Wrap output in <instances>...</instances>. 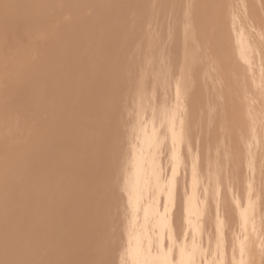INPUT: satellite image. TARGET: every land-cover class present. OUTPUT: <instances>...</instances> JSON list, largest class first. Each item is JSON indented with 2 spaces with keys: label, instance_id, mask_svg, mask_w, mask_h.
Listing matches in <instances>:
<instances>
[{
  "label": "bare ground",
  "instance_id": "1",
  "mask_svg": "<svg viewBox=\"0 0 264 264\" xmlns=\"http://www.w3.org/2000/svg\"><path fill=\"white\" fill-rule=\"evenodd\" d=\"M177 78L209 188L203 244L212 232L213 253L217 205L224 222L222 249L207 260L240 264L243 242L245 264H264V0H0V264H127L131 217L118 194L137 144L132 83L146 82L159 113ZM215 122L224 164L208 157ZM239 154L238 176L222 169ZM160 163L167 169L166 156Z\"/></svg>",
  "mask_w": 264,
  "mask_h": 264
},
{
  "label": "snow or ice",
  "instance_id": "2",
  "mask_svg": "<svg viewBox=\"0 0 264 264\" xmlns=\"http://www.w3.org/2000/svg\"><path fill=\"white\" fill-rule=\"evenodd\" d=\"M145 81H133L135 100L129 117L134 118L132 131L138 132L137 144L128 158V170L119 199L126 204L125 216L130 215L126 242L122 243L123 256L127 264H214L207 260L209 255L218 254L223 245L224 222L219 205L215 214L216 253L211 249L212 232H208L209 247L205 248L206 205L209 188L205 184L200 158L193 153L189 133L186 129L183 108L182 78L176 79L175 96L168 94L167 86L163 96L164 108L158 113L152 108L157 99L155 93L146 94ZM149 109L151 121L148 120ZM159 120V128L156 127ZM149 123L152 125L149 133ZM170 141V144H169ZM185 149L187 155H185ZM166 156L168 167L161 166L160 158ZM120 158H127L121 151ZM190 166V186L185 173V190L180 235L173 226L176 210L177 186L181 169ZM163 198V208L161 200ZM147 205V207H145ZM252 207V201H249ZM143 212V222L140 214ZM209 221L211 218L209 217ZM117 238L112 237L109 247ZM190 241V242H189ZM240 264H245V245L240 244ZM264 255V248H262ZM91 264H114L109 260H96Z\"/></svg>",
  "mask_w": 264,
  "mask_h": 264
},
{
  "label": "rangeland",
  "instance_id": "3",
  "mask_svg": "<svg viewBox=\"0 0 264 264\" xmlns=\"http://www.w3.org/2000/svg\"><path fill=\"white\" fill-rule=\"evenodd\" d=\"M85 14L87 15V14H89V12L87 11ZM68 19H69L68 16H64V17H63V20H65V21L68 20ZM41 40H43V36H38V37H36V39H35V43H36V44H35V48L39 46V42H40ZM212 94H213V93L211 92L210 95H212ZM203 112H204V111H203ZM201 113H202V112H201ZM204 113H205V112H204ZM200 115H201V114H200ZM202 115H204V114H202ZM202 118H203V116H202ZM202 118H200V119H202ZM198 119H199V118H198ZM200 119H199V120H200ZM199 120H198V121H199ZM202 120H203V119H202ZM204 121H205V122H204ZM204 121H203L202 124L205 123L206 125H205V124H204V125H205V126H208L206 119H204ZM196 123H197V122H196ZM196 123H195V124H196ZM198 123H201V122L199 121ZM215 124L218 125V126H217V129H216V127H215V130L218 131V132L216 133V131H215L216 134H215V138H214V140H213L214 142L211 141L209 144L205 142V139H204V138H207V137H208L207 134L205 135V134L203 133V134L205 135V137H204V138L202 137V138L204 139L205 145L208 144V145L206 146V147L208 148V150H207V148L205 147L206 150H207V152H209V153H208V154H209L208 157H211V159H215V158H216V159H218V161H219L221 164H224V158H223V157H224V156H223V154H224L223 151H224V150L222 149L221 140H220V139H221V132H220V130H218V129H219V124L216 123V122H215ZM196 125H198V124H196ZM199 125H201V124H199ZM199 125H198V126H199ZM210 125H212V124H210ZM195 127L197 128V126H195ZM195 127H193V131H194V128H195ZM203 127H204V126H203ZM210 127H211V126H209L208 128H210ZM213 127H214V126H213ZM213 127H211V128H213ZM200 128H202V127H200ZM202 129H203V128H202ZM206 129H207V127H205V130H206ZM196 130H197V129H196ZM198 130H200V129H198ZM203 131H204V130H203ZM208 131H209V130H208ZM210 131H211V130H210ZM199 132H202V131H199ZM204 132H205V131H204ZM206 132H207V131H206ZM195 133H197V132H195ZM217 134L220 136V139L217 137L218 140L216 139V136H218ZM202 136H203V135H202ZM202 138H201V139H202ZM224 141H225L224 145L227 144L225 138H224ZM203 146H204V145H203ZM204 150H205V149H204ZM210 152H211V153H210ZM212 152H214V153H212ZM204 154H205V153H204ZM208 154H207V155H208ZM262 154H263V153L260 152V154L258 155V156H259L258 158H261V157L263 158V157H264V154H263V155H262ZM216 155H217V156H216ZM204 157H205V156H204ZM238 157H239V158H238ZM203 159H204V158H203ZM209 159H210V158H209ZM240 159H241V160H240ZM233 160H234L235 163H237V166L231 165V162H232ZM238 162H239V163H238ZM241 162L243 163L242 155H240V154H239V155H236L235 159H234V158H233V159H230V163H228L229 168H227V167L224 168V167H223L222 169H223V170H224V169H225V170L228 169V173H229V174H230V172H231V173H235V174L238 176V171H237V170H240V164L243 165ZM238 167H239V168H238ZM242 167L244 168V165H243ZM242 167H241V168H242ZM243 168H242V171H243V172H242V176H239L240 179L244 176V169H243ZM261 174L264 176V169L261 171ZM240 187H241V186H240ZM177 207H179V203H178ZM263 209H264V206H263ZM107 232H109V231H107ZM107 235H108V234H107ZM107 235H106V236H102L101 238H104V239L106 240V238L108 237ZM119 236H121V235L118 234L116 237L119 238ZM121 237H122V236H121ZM101 238H100V240H101ZM107 239H109V237H108ZM119 239H120V238H119ZM121 239H122V238H121ZM102 240H103V239H102ZM117 241H120V240L117 239ZM116 249H117V248H116ZM116 251H117V250H115V253H114L115 256H116V254H117ZM116 259H117V258H116ZM116 259H114L115 261H113V262L116 263ZM112 260H113V259H112ZM112 260H111V261H112ZM115 263H114V264H115ZM116 264H117V263H116Z\"/></svg>",
  "mask_w": 264,
  "mask_h": 264
}]
</instances>
